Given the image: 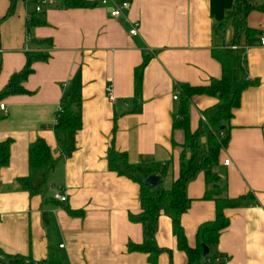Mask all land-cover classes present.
<instances>
[{"label": "crops", "instance_id": "1", "mask_svg": "<svg viewBox=\"0 0 264 264\" xmlns=\"http://www.w3.org/2000/svg\"><path fill=\"white\" fill-rule=\"evenodd\" d=\"M84 1L91 5H44L36 12L35 0H16L11 15L0 22V142L9 140L8 162L0 168V251L44 259L49 244L41 220L45 211L62 264H150L147 253L127 248L128 242H143L142 225L130 220L141 211L140 186L108 169L107 149L125 152L134 164L166 165L160 187L169 191L185 143L183 130L173 127L180 99L176 84L200 86L220 78L221 65L212 50L238 45L235 50L245 60L252 85L243 91L224 130L227 145L214 171L223 195L251 197L240 207L224 209L228 225L212 253L222 264H264V46L259 42L264 11L248 13L253 33H243L232 44L234 31L226 15L234 0H127L129 7L118 17L109 10L124 0ZM8 4L0 0V17ZM134 24L137 33L131 35ZM26 53L46 59L33 61L25 79L13 81L24 91L1 94L10 76L24 66ZM146 56L136 92L135 69ZM108 85L113 100L107 98ZM73 99L79 101L81 120L74 150L55 162L47 180L52 190L65 193L66 201H44L53 193L29 195L16 178L27 175V148L36 138L58 158L57 106ZM216 103L217 98L205 94L192 96L191 132L198 129L203 110ZM209 187L203 171L185 187L189 203L180 223L190 247L197 244L198 226L215 218V202L204 197ZM65 206L79 213L70 215ZM155 239L164 249L157 264H187L173 220L164 213Z\"/></svg>", "mask_w": 264, "mask_h": 264}, {"label": "trees", "instance_id": "2", "mask_svg": "<svg viewBox=\"0 0 264 264\" xmlns=\"http://www.w3.org/2000/svg\"><path fill=\"white\" fill-rule=\"evenodd\" d=\"M15 1L9 0L4 15L0 17V22L11 15ZM55 2L52 5L55 8L89 7L91 5L90 2L84 0H55ZM252 10L264 11V0H234L232 8L226 15V21L230 22L234 31L232 44L239 43V37L243 33L246 35L253 33V30L246 23V17ZM212 56L221 65L220 78H213L208 84L200 86H193L184 82H177L176 84L180 99L177 113L174 116L173 127L183 130L185 143L180 155L179 175L173 181L169 191H165L161 187L153 191L143 182L146 177L152 174H157L160 178L164 177L167 171L166 165L131 163L125 152L118 151L113 146L109 147L106 152L108 169L137 182L140 186L141 211L137 215H130V220L142 225L143 242L141 244L128 242L127 248L129 251L147 253L150 264H157L158 255L164 251L157 245L155 239L157 221L161 213L172 218L178 248L186 252L187 264H217L220 261H215L212 247L217 243L221 230L228 225V218L224 214V209L240 207L251 197V194L236 198L223 195L222 181L214 169L219 165L220 150L227 145L228 140L226 135L223 139H218L217 132H224L228 127L233 116V110L240 104L243 91L250 87L252 82L247 78L245 60L237 50L221 45L212 50ZM45 59V55L26 53L24 66L19 72L10 76L1 94L24 91L23 89H16L13 86V81L25 79L32 70L31 63ZM148 59L149 57L146 56L135 69L136 92L141 85L142 70ZM196 94L215 97L218 99V103L203 110L202 114L205 121L201 120L198 129L191 132L189 128V106L192 96ZM59 105L61 110L56 114L53 124L54 130L58 133V158H53L45 142L41 138H36L29 143L27 148V175L16 178L21 189L27 191L29 195H45L49 190L48 176L55 162L69 156L74 150V134L81 125L79 101L78 99L61 100ZM202 135L206 136L204 142L200 140ZM8 146V139L0 142V168L8 162ZM198 171L204 172L206 183L210 186L204 197L215 202L216 211L213 220L203 222L198 226L197 244L195 247H190L186 242L180 216L187 209L189 203L185 193L186 184ZM44 198V201L56 202L51 196ZM64 209L70 215L79 213L68 209L66 206ZM41 220L49 239L46 257L34 261L0 251V261H6L9 264H62L57 247L53 243L54 230L45 211L41 212ZM202 243L210 248V254L207 258L202 256Z\"/></svg>", "mask_w": 264, "mask_h": 264}, {"label": "built area", "instance_id": "3", "mask_svg": "<svg viewBox=\"0 0 264 264\" xmlns=\"http://www.w3.org/2000/svg\"><path fill=\"white\" fill-rule=\"evenodd\" d=\"M99 2L101 4H104L106 3V0H99ZM35 7H34V11L36 12H39L41 10V7L46 5V6H52L54 5L56 2L55 0H35ZM129 7V2L127 0H124L120 3H114L113 7L111 8V10H109V15L113 16V17H118L120 15H123V11L125 9H127ZM137 24H134L132 26V28L130 29L129 33L131 35H135L137 33ZM259 42H260V45L264 46V34H262L260 37H259ZM230 48L232 49H238V45H231ZM105 91L107 93V98L109 100H113V94H112V88L111 86H106L105 88ZM177 95H174L173 98L174 99H177ZM4 108V105L3 103H0V110H2ZM60 105L57 106V112L56 114H58L60 112ZM56 117V116H55ZM202 120L205 121V117L202 115ZM224 132L223 131H220V132H217V137L218 139H223L224 138ZM223 163L225 165H228L230 163V160L229 159H224L223 160ZM52 198L58 202H65L66 201V195L65 193H63L62 191L60 190H57V191H54L53 194H52ZM58 247H61V244L58 245Z\"/></svg>", "mask_w": 264, "mask_h": 264}, {"label": "water", "instance_id": "4", "mask_svg": "<svg viewBox=\"0 0 264 264\" xmlns=\"http://www.w3.org/2000/svg\"><path fill=\"white\" fill-rule=\"evenodd\" d=\"M143 182L146 185H148L151 190L156 191L160 187V176L157 175V174H152V175L146 177L143 180ZM214 186H217V185H214ZM201 246H202V256H203V258H207L208 255H209V252H210V248L204 243H202ZM217 264H222V263H217Z\"/></svg>", "mask_w": 264, "mask_h": 264}, {"label": "rangeland", "instance_id": "5", "mask_svg": "<svg viewBox=\"0 0 264 264\" xmlns=\"http://www.w3.org/2000/svg\"><path fill=\"white\" fill-rule=\"evenodd\" d=\"M55 190H52L50 187H49V190L47 191V193L46 194H48V193H53Z\"/></svg>", "mask_w": 264, "mask_h": 264}]
</instances>
